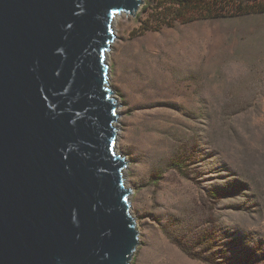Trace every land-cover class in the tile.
Instances as JSON below:
<instances>
[{"label": "rangeland", "instance_id": "1", "mask_svg": "<svg viewBox=\"0 0 264 264\" xmlns=\"http://www.w3.org/2000/svg\"><path fill=\"white\" fill-rule=\"evenodd\" d=\"M155 2L119 15L107 59L131 264H264V13L159 28Z\"/></svg>", "mask_w": 264, "mask_h": 264}, {"label": "water", "instance_id": "2", "mask_svg": "<svg viewBox=\"0 0 264 264\" xmlns=\"http://www.w3.org/2000/svg\"><path fill=\"white\" fill-rule=\"evenodd\" d=\"M143 3L0 0V264H131L107 52Z\"/></svg>", "mask_w": 264, "mask_h": 264}, {"label": "trees", "instance_id": "3", "mask_svg": "<svg viewBox=\"0 0 264 264\" xmlns=\"http://www.w3.org/2000/svg\"><path fill=\"white\" fill-rule=\"evenodd\" d=\"M151 8V15L155 16L156 25L160 28L199 19L264 13V0H156ZM174 166L182 173L185 170L183 161L176 160ZM218 264L235 263L220 259Z\"/></svg>", "mask_w": 264, "mask_h": 264}, {"label": "bare ground", "instance_id": "4", "mask_svg": "<svg viewBox=\"0 0 264 264\" xmlns=\"http://www.w3.org/2000/svg\"><path fill=\"white\" fill-rule=\"evenodd\" d=\"M123 13H125V12H123ZM118 17H119V16H117V17L115 18V22L117 21ZM109 55H110V51L107 52V59L109 58ZM117 111H118V108H117ZM118 120H119V119H118ZM117 122H118V121H117ZM117 122H116V125H117V127H119L120 125H119V123H117ZM118 150H119V149H118ZM127 186H128V183H127ZM128 187H129V186H128Z\"/></svg>", "mask_w": 264, "mask_h": 264}]
</instances>
